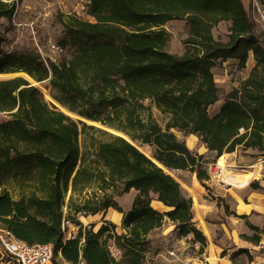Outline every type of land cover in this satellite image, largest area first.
Masks as SVG:
<instances>
[{
    "label": "trees",
    "instance_id": "trees-1",
    "mask_svg": "<svg viewBox=\"0 0 264 264\" xmlns=\"http://www.w3.org/2000/svg\"><path fill=\"white\" fill-rule=\"evenodd\" d=\"M87 1L93 21L62 18L59 45L74 49L70 57L46 63L30 52H8L1 36L0 74L48 82L58 105L155 152L150 157L124 136L70 116L23 75L0 79V112L9 115L0 122V227L29 244H52L55 264L59 254L71 264H144L150 234L167 220L180 235L192 233L202 251L207 238L194 221L192 197L155 160L172 171H195L208 187L212 162L174 129L198 135L214 161L238 146L264 151V35L256 17L244 0ZM17 2L0 0V20L14 16ZM257 2L264 9V0ZM177 19L189 25L183 54L169 50L172 36L164 27ZM223 21L231 22L228 41L213 33ZM250 53L256 61L250 75L211 114L221 99L213 68L235 59L244 69ZM146 100L169 117L165 128L150 111L144 116ZM251 186L260 188L257 181ZM132 189L137 194L124 212L123 232L111 223L96 231L78 219L111 207L123 212L116 197ZM153 196L169 209L155 208ZM65 220L79 225L72 238Z\"/></svg>",
    "mask_w": 264,
    "mask_h": 264
},
{
    "label": "rangeland",
    "instance_id": "rangeland-1",
    "mask_svg": "<svg viewBox=\"0 0 264 264\" xmlns=\"http://www.w3.org/2000/svg\"><path fill=\"white\" fill-rule=\"evenodd\" d=\"M244 2L246 4V7L252 10L254 16L256 17L259 30L264 35V9L259 5L257 0H244ZM88 8L89 7L87 0H18L14 16L11 19L4 17L0 20V37L1 36L5 37V41H2L1 45H3L4 50L8 52L10 51L30 52L35 55H39L40 58L43 59L46 63H50L51 61H59L63 56L70 57L74 52V49L72 47L62 48L63 51L61 52L60 51L54 52L51 49L49 42L53 41L59 44L60 40L64 37L65 26L62 20L64 16L77 15L82 19L93 21L94 18L89 15ZM43 10L50 11L51 16L43 20V26L41 25L38 27L36 26V33L35 35H33L31 34L30 29L28 28L27 25L28 23L36 19L37 12ZM230 25H231L230 21H223L218 25H216L213 28L214 36L218 39L228 41L229 33H230L229 32ZM164 27L171 33L172 36L171 41L169 43V50L176 54H183L188 48L187 44L185 43L186 38L189 36V25L187 21L185 19L171 20L168 21L164 25ZM237 63L238 62H234L232 59H228L226 61H218L217 65L213 68V71L215 73V79L217 81L218 86L220 87L221 99L219 100V102L215 103V105L211 107L210 113H213L215 111V108L222 102V100H225L227 94L233 89V87L240 86L243 80L250 75L253 67L256 64V61L254 59V55L250 54L246 68L241 70L238 69ZM18 75L25 76L32 84L37 85L30 77L23 74L22 72L1 73L0 79L11 78ZM40 84L41 86L40 85L37 86L43 92L44 97L51 102H55L53 98L47 97L44 92L43 88H47L48 82H41ZM144 103L145 105H147V107H149V109L144 111V116L147 117L148 112L150 111L153 119L156 122H158L163 128H165L167 122L169 121V117L161 113L156 108V106L151 102V100H146ZM58 106L62 108V106L60 105ZM69 115L76 119H79L77 115H71L70 113ZM8 118H9L8 114L4 112H0V122ZM174 131L178 136V138H180L181 140H185L187 145L193 151L198 152L200 149H202L201 147L202 141L198 135L195 134L187 135L184 132H180L176 129H174ZM135 142L140 146L145 145L142 144L140 141H135ZM146 145H147L148 153L152 156L156 149L155 146L150 144H146ZM214 155L215 154L206 152V156L209 162L218 164L219 159L214 161ZM240 155L242 156L246 155L241 146H239V153L237 154V158H239ZM234 160L235 159L228 160L227 156L225 155V163H226L225 169L219 175L215 174L216 176L215 175L211 176L213 182L207 181L206 185H208V187L204 186L201 183V181L197 179V175L195 171L192 170L173 171L176 174L178 178L177 180L181 184L184 193L187 196L192 197L193 211L195 215L196 213L199 214L202 208L206 209L205 206L202 207L204 198H210L209 200H211V198H214L216 196L220 197L228 190L234 191L237 189H241L246 185L244 184V186H237L235 181L238 180L246 170L252 171L255 168L249 165L251 163H246L244 162V160L243 162L241 161L238 163L234 162ZM260 168L263 169L264 166L262 165L260 166ZM252 179L253 178H250L249 181ZM229 187H232L233 189H230ZM10 189L12 196L17 199L19 197L18 190L16 188H10ZM135 194L136 191L131 192V194L127 193L122 195L123 196V198H121V203L123 205L122 208L128 206V201L131 199L132 196H135ZM224 195H225L224 198L221 197L222 199H224L223 202L227 201L229 205L234 204V201H232V198L229 194H224ZM153 197L154 199L152 201V205L158 210L164 212L166 208L161 207L159 202L156 200L155 196ZM195 198H197L198 204L195 203ZM67 201H69V197L67 198ZM205 203L206 201H204V204ZM68 210L69 209L66 206L65 212L68 213ZM92 215L94 214L78 215V218L80 217L81 219H84V221H86L87 218V220L90 221V217ZM194 221L199 227L198 225L199 221H197L195 218ZM217 221L222 222V219L218 218ZM70 222L73 225H76L75 223L72 222V220H70ZM72 224L66 230V237L68 238L70 236ZM76 226L79 227V225ZM121 232L123 231L120 230L119 233ZM187 250L188 252H192L193 247L189 246ZM113 251L116 255L118 256L120 255V253L117 252L115 247H113ZM168 254L169 256L175 259H179L182 257V256L180 257L179 254L173 255L170 253V251ZM57 262H58V258H57ZM50 264H55L53 259Z\"/></svg>",
    "mask_w": 264,
    "mask_h": 264
},
{
    "label": "crops",
    "instance_id": "crops-1",
    "mask_svg": "<svg viewBox=\"0 0 264 264\" xmlns=\"http://www.w3.org/2000/svg\"><path fill=\"white\" fill-rule=\"evenodd\" d=\"M250 54L253 55V53ZM232 60L238 62L235 59ZM224 101L222 100L211 114L217 113ZM211 107L209 111H211ZM201 147L202 149H198L199 153L209 152L205 144L202 143ZM241 147L246 155H240L237 158L239 146L234 152L223 155H226L228 160L235 159L236 163L243 162V160L246 163H251L249 165L255 168L253 171L258 172L261 176L253 177L248 181V185L246 184L241 189L226 191L224 194H229L234 201L232 205H229L227 201L223 202L224 194L220 196L222 200H219V196L211 198V200L204 198L206 203L204 204L203 201L202 207L205 206L208 210L202 208L203 210L201 209L199 214H194V218L199 221L198 228L207 238V245L204 249L201 251V245L195 246L192 239L180 235L175 224L167 220L162 227L150 234L151 245L144 264H264V255L260 247L261 241L264 240V168H260V166H264V151L257 148L244 149L243 146ZM209 181L213 182V179ZM254 181L259 183L260 188L251 186ZM133 191L136 190L132 189L128 194ZM135 196H132L128 201V206L122 208L123 212L111 207L106 212L92 215L90 221L87 218L86 221L80 217L78 219L85 226H94L96 231L106 223L114 224L118 232L124 231L122 227L124 212L131 209ZM117 197L116 201L120 202L119 205L122 207L121 198L123 196ZM158 202L161 207L166 208L165 211L169 209L162 202ZM226 205L229 207V212L226 211ZM218 218L222 219V222H218ZM203 222L207 225L209 233L205 231ZM71 231L77 232L76 226L73 224ZM189 246L193 247L192 252H188ZM174 247L182 249L179 252L181 258L175 259L169 256V251ZM117 252L119 253L118 250ZM57 258L59 264H71L61 254ZM80 264L85 263L81 262Z\"/></svg>",
    "mask_w": 264,
    "mask_h": 264
},
{
    "label": "built area",
    "instance_id": "built-area-1",
    "mask_svg": "<svg viewBox=\"0 0 264 264\" xmlns=\"http://www.w3.org/2000/svg\"><path fill=\"white\" fill-rule=\"evenodd\" d=\"M51 16L50 11L37 12L36 19L28 23L31 34L35 35L36 26H43V20ZM41 19V21H40ZM36 39V38H35ZM54 52L63 51L61 46L53 41L49 42ZM223 171V167L219 163L209 164L210 175H219ZM215 175V176H216ZM69 220L63 223L64 229L71 225ZM76 226V225H75ZM66 229V230H67ZM78 230L79 227L76 226ZM76 232H70V238L74 237ZM186 237L193 240V234L189 233ZM195 246L201 245L198 241H193ZM261 250L264 255V240L261 241ZM182 249L174 247L170 250L171 254H179ZM54 258V247L52 244H29L16 238L10 231L0 227V263L2 264H50ZM7 261V262H5Z\"/></svg>",
    "mask_w": 264,
    "mask_h": 264
},
{
    "label": "bare ground",
    "instance_id": "bare-ground-1",
    "mask_svg": "<svg viewBox=\"0 0 264 264\" xmlns=\"http://www.w3.org/2000/svg\"><path fill=\"white\" fill-rule=\"evenodd\" d=\"M23 73V72H22ZM24 74V73H23ZM29 77V76H28ZM37 85H40L41 86V84L40 83H37L36 81H34ZM44 89V92H45V94H46V96L47 97H49V98H52L51 97V95H50V92H49V89L48 88H43ZM62 109L66 112V113H70L66 108H64V107H62ZM71 115H74V114H72V113H70ZM117 133H120V134H123V133H121V132H118L117 131ZM134 144H136V145H138L135 141H133V140H131ZM138 147L143 151V152H145L148 156H150V157H152L149 153H148V151H147V145L145 144L144 146H140V145H138ZM219 165H221V167H223V170L225 169V166H226V163H225V155H222L220 158H219ZM166 171L168 172V173H170L171 175H173L176 179H178L177 178V176H176V174L172 171V170H170V169H167L166 168ZM261 176V174H258V172H255V171H251V170H246L243 174H242V176H240V178L238 179V180H236L235 182H236V184H237V186H244V184H247L248 183V181H249V179L250 178H253V177H258V176ZM178 181V180H177ZM179 182V181H178ZM195 203H197L198 204V200H197V198H195ZM203 225H204V227H205V231L207 232V233H209V229H208V227H207V225L203 222Z\"/></svg>",
    "mask_w": 264,
    "mask_h": 264
},
{
    "label": "water",
    "instance_id": "water-1",
    "mask_svg": "<svg viewBox=\"0 0 264 264\" xmlns=\"http://www.w3.org/2000/svg\"><path fill=\"white\" fill-rule=\"evenodd\" d=\"M25 75H27V76H29L28 74H26V73H24ZM33 81H36L34 78H32L31 76H29ZM37 83H41V82H38V81H36ZM69 111V110H68ZM70 112V111H69ZM70 113H72V114H74V115H77V114H75V113H73V112H70ZM77 117L79 118V119H81V120H83V121H86L87 123H90V124H93V125H96V126H98V127H101V128H103V129H106V130H108V131H111V132H113V133H116V134H120V133H117V131L116 130H114V129H112V128H109L108 126H105V125H103V124H101V123H98V122H95V121H92V120H89V119H86V118H83V117H81V116H79V115H77ZM120 135H122V136H124L125 138H127L128 140H132L129 136H127L126 134H120ZM132 142V141H131ZM155 160V159H154ZM155 162H157L162 168H164L165 169V171H166V167H164L162 164H160L158 161H156L155 160ZM167 172V171H166ZM168 173V172H167ZM170 174V173H169ZM171 175V174H170ZM171 176H173V175H171ZM174 177V176H173Z\"/></svg>",
    "mask_w": 264,
    "mask_h": 264
}]
</instances>
